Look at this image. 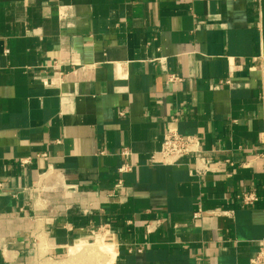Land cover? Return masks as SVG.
Returning <instances> with one entry per match:
<instances>
[{"label": "crops", "instance_id": "crops-1", "mask_svg": "<svg viewBox=\"0 0 264 264\" xmlns=\"http://www.w3.org/2000/svg\"><path fill=\"white\" fill-rule=\"evenodd\" d=\"M174 120L222 170L149 163ZM263 154L264 0H0V264H251Z\"/></svg>", "mask_w": 264, "mask_h": 264}, {"label": "built area", "instance_id": "built-area-1", "mask_svg": "<svg viewBox=\"0 0 264 264\" xmlns=\"http://www.w3.org/2000/svg\"><path fill=\"white\" fill-rule=\"evenodd\" d=\"M178 78L176 76H170V81L176 82ZM178 121L174 120V125L170 126L163 135L161 142V148L159 151L153 153L150 157L149 163L153 166H171L181 167L182 165H188L189 158H194L196 167L191 173L193 175H205L210 172L222 170V161H211L208 159L202 151L200 140L195 136H187L181 133L179 128L175 125ZM123 155H129L128 149H125ZM46 158V155L43 156ZM264 157V154L261 156ZM31 163V159L21 160V166ZM229 163V161H226ZM230 166H235L234 163H229ZM133 166L130 163H124L119 169L121 174L124 172L132 171ZM117 188H123L122 181H119ZM3 183L0 182V192L4 189ZM13 197L17 194L13 193ZM258 196L254 191H243L236 195L235 200L240 203L242 207H253L258 203ZM222 214L232 215L233 211H222ZM195 219L201 218V212L194 214ZM109 229L107 227H101L95 234L96 239L101 236H107ZM251 264H264V238L258 242L257 252L254 254Z\"/></svg>", "mask_w": 264, "mask_h": 264}, {"label": "bare ground", "instance_id": "bare-ground-1", "mask_svg": "<svg viewBox=\"0 0 264 264\" xmlns=\"http://www.w3.org/2000/svg\"><path fill=\"white\" fill-rule=\"evenodd\" d=\"M92 250L93 252H98L100 253L101 257L104 258L103 263L105 264H113L114 263V259H115V253L114 251L109 247L108 243L105 242V240L103 238H98L97 240H95L93 243H85L82 242L80 244H77L73 247H71V255H76L77 253L80 255L81 252H86L88 250ZM90 251V252H92ZM90 254V253H89ZM79 255H76L75 258H77ZM83 255V253H82ZM95 255V254H94ZM93 255V257H94ZM99 255V254H98ZM98 255H96L95 257H97ZM89 255H87L86 257H88ZM81 257V255L79 256ZM85 257V256H84ZM91 257V256H90ZM92 257V258H93ZM74 258V257H73ZM91 259V258H89ZM88 259V260H89ZM96 261H98V259L93 258ZM102 259V258H101ZM80 260V259H79ZM102 261V260H101ZM79 262V261H78ZM100 263V262H99ZM96 264V263H95Z\"/></svg>", "mask_w": 264, "mask_h": 264}, {"label": "rangeland", "instance_id": "rangeland-1", "mask_svg": "<svg viewBox=\"0 0 264 264\" xmlns=\"http://www.w3.org/2000/svg\"><path fill=\"white\" fill-rule=\"evenodd\" d=\"M96 239H91L90 240V243H93L94 241H95ZM95 252V251H94ZM82 254V253H81ZM99 254V255H98ZM96 255H98L97 257H98V261H96V260H92V259H89V260H87V259H85V261H81V260H77L76 262H78V263H76V264H103V260L101 259L102 257H101V255H100V253H98V252H96V254H95V256ZM102 260V261H101ZM100 262V263H99Z\"/></svg>", "mask_w": 264, "mask_h": 264}]
</instances>
